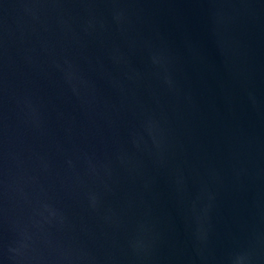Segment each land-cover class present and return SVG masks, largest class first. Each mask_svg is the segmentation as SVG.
<instances>
[{
    "label": "water",
    "instance_id": "1",
    "mask_svg": "<svg viewBox=\"0 0 264 264\" xmlns=\"http://www.w3.org/2000/svg\"><path fill=\"white\" fill-rule=\"evenodd\" d=\"M0 264H264V0H0Z\"/></svg>",
    "mask_w": 264,
    "mask_h": 264
}]
</instances>
